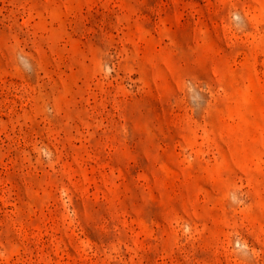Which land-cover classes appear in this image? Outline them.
I'll return each instance as SVG.
<instances>
[{
    "label": "rangeland",
    "instance_id": "rangeland-1",
    "mask_svg": "<svg viewBox=\"0 0 264 264\" xmlns=\"http://www.w3.org/2000/svg\"><path fill=\"white\" fill-rule=\"evenodd\" d=\"M0 264H264V0H0Z\"/></svg>",
    "mask_w": 264,
    "mask_h": 264
}]
</instances>
